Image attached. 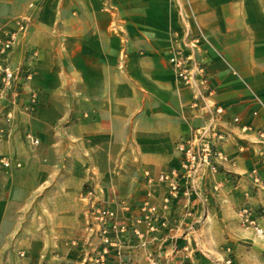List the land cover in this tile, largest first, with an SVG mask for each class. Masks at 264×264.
<instances>
[{"label": "crops", "instance_id": "1", "mask_svg": "<svg viewBox=\"0 0 264 264\" xmlns=\"http://www.w3.org/2000/svg\"><path fill=\"white\" fill-rule=\"evenodd\" d=\"M89 1L0 0V22L30 18L27 33L9 58L12 67L30 65L33 70L20 97L29 89L49 96V110L56 118L62 111L53 98L62 93L68 98L63 154L57 152L63 142L53 141L50 150L55 154L48 160L52 166L40 163L38 170L27 169L28 159H23L19 160L23 169L0 170V264H82L85 259V264H95L92 258L103 246L86 229L82 186L91 185L93 199L116 210L117 223L130 225L147 192L159 207L167 194L164 183L146 181V172L156 176L179 167L175 145L205 120L190 106L191 91L175 80L168 62V48L176 37L183 39L185 28H129L115 12L109 17L114 28L91 25ZM198 1L199 21L215 51L202 45L195 56L205 59L212 100L224 108L219 124L227 160L219 162L216 173L205 170L199 193L188 191L171 201L165 211L166 228L151 231L141 222L139 236L131 225L120 232L118 249L109 248L105 255L107 264H224L226 247L232 264L264 262V238L245 228L238 214L248 204L264 225V188H255L249 175L257 168L264 178L260 154L264 145L255 133L264 128V110L252 98L254 93L264 102V0ZM48 2L58 25L39 28ZM191 29L194 34L195 28ZM62 48L65 70L58 59ZM79 101L82 108L76 104ZM37 107L38 102L33 113H41ZM255 109L257 115L252 114ZM234 116L239 123L232 121ZM242 126L252 130L243 131ZM13 172L42 179L27 185L24 180L13 181ZM122 178L128 183L122 184ZM73 184L75 189L69 191ZM42 185L47 188L40 190ZM23 188L35 195L34 200L9 201L11 191ZM53 189L72 201L47 202L46 194ZM77 204L80 215L69 214ZM30 214H37L33 231L27 229Z\"/></svg>", "mask_w": 264, "mask_h": 264}, {"label": "built area", "instance_id": "2", "mask_svg": "<svg viewBox=\"0 0 264 264\" xmlns=\"http://www.w3.org/2000/svg\"><path fill=\"white\" fill-rule=\"evenodd\" d=\"M30 23L29 16H18L0 22V101L8 96L14 100L23 93L24 84L31 79L33 70L30 65L12 67L10 64V54L15 45H17L20 37L25 36ZM213 48L207 36L201 28H196V33H192L191 28H185L183 39L177 37L171 43L168 52V62L172 68L175 80L182 86L187 87L192 94L190 106L193 109L200 110L205 116L204 122L193 128L190 135L179 141L175 145L176 151L180 155V164L177 168H172L167 171H160L156 176H151L146 172V181L148 183L160 182L167 187V194L163 197L161 206L151 201L150 193L147 192L145 198L138 206L137 214L132 217L131 231L135 235H141V230L137 224L144 222L151 231H156L161 228H166L168 219L165 211L169 209L171 201L178 198L180 194L188 191L195 193L200 192V182L205 170L216 173L219 162L227 160L221 148V142L225 138L219 122L222 120L224 108L212 100L214 90L210 86V73L207 71L206 61L204 58H197L195 51H202L201 46ZM231 73L237 79L245 84L242 76L227 64ZM28 104L26 109L33 110L37 102V94L33 89H29ZM253 101L259 108L264 110V102L254 93H252ZM13 107L0 105V113L4 115V120L8 122L11 118ZM252 114L257 115V109L252 111ZM234 123H239L240 118L234 116ZM6 126L0 124V137L6 131ZM243 131L252 130L251 126H242ZM257 142L264 145V128L255 130ZM27 138L32 144L39 142L38 138L27 134ZM262 159H264V150H260ZM5 167L10 166V161L6 158L1 159ZM19 166V163H17ZM251 184L255 188H264V178H261L257 168H253L250 173ZM218 184L213 186L217 189ZM89 190L84 197L91 195ZM238 214L241 218V224L245 228H252L257 237L264 238V225H261L253 216V209L244 204L239 208ZM116 210L107 207L94 199L87 201L86 210V229L92 234H96L103 246L101 251L92 258L95 264H107L106 253L109 248L118 249L119 240L118 234L124 232L130 226L127 222L117 223ZM131 219V218H130ZM79 240H74V245L78 244ZM228 256L224 259V264H232V256L230 248H225ZM118 251V250H116ZM85 263L88 260L84 261ZM84 263V264H85ZM83 264V263H82ZM124 264V263H121ZM151 264H155L153 261ZM261 264H264L262 262Z\"/></svg>", "mask_w": 264, "mask_h": 264}, {"label": "rangeland", "instance_id": "3", "mask_svg": "<svg viewBox=\"0 0 264 264\" xmlns=\"http://www.w3.org/2000/svg\"><path fill=\"white\" fill-rule=\"evenodd\" d=\"M48 2L47 12L43 16L40 21L39 28H53L56 27L58 22L55 21L54 13L52 6ZM200 4L198 0H90L89 1V10H90V19L91 25H106L105 28H114L115 24H111L110 14L113 12L118 15L123 24H126L129 28H145V25H149L155 28H203L199 21V13H200ZM123 18V19H122ZM65 16L63 15V22L61 25L65 26ZM56 23V24H55ZM55 24V25H54ZM192 30V29H191ZM203 30V29H202ZM204 32V31H203ZM196 33V31H195ZM205 34V32H204ZM206 35V34H205ZM207 36V35H206ZM208 38V36H207ZM209 39V38H208ZM210 41V40H209ZM169 49V48H168ZM215 51V50H214ZM66 50L64 48L60 49L58 52L59 62L63 63L61 67L65 70L66 66V58H65ZM218 57L221 59L222 56L216 50ZM237 71V70H236ZM37 94V102L38 108L41 109V113H33L32 110L26 109L25 106L28 104V95L25 97L18 96L14 103L12 104V98L8 96L5 100L0 101V105H7V107H13L11 118L8 122L4 120V115L0 113V124L5 127V132L0 137L1 141H4L0 145V160L2 158H7L10 161V166L5 167L0 161V170L2 167L9 169H23L24 162L21 166L19 160H27L25 161V167L27 169H36L39 167L38 165L41 163L42 167L44 166H52L48 160H50L55 152L51 149V143L55 140H59L63 142L62 145L58 146V153H62L64 149V141H65V107L67 104V96L65 93L60 94L57 98H53L54 101L57 102L59 109L62 111L58 113L59 118L54 117V114L50 113L49 106L51 98L49 96H44L41 94ZM79 108L81 107V102H76ZM82 116V114H80ZM80 131V129H79ZM27 134L38 138L39 142L37 144H32L27 138ZM63 154V153H62ZM32 158H37L40 160L38 163L35 161H31ZM19 163V166L17 165ZM39 168L40 172L43 170ZM43 171L41 172V174ZM13 181L24 180L27 185H31L34 181H40L42 176H28V177H17L16 173L13 172L12 178ZM122 184L128 183V178H122ZM72 185V184H70ZM43 187L40 190H44L47 186L42 185ZM26 187V186H25ZM24 187V188H25ZM11 191L9 194V201L21 202V201H32L34 200L35 195L29 193L28 191ZM27 188V187H26ZM67 189L69 191L74 190L73 187L68 186ZM82 190L84 191L83 195H85L89 190L92 191L91 195L86 196V200H92L94 191L91 188V185L85 183L82 186ZM60 191H64L61 190ZM57 191L53 189V191L48 192L46 194L45 200L47 202H51L55 200V198L59 201L71 200L69 196L66 197L65 192L61 193L58 196L56 195ZM82 195V196H83ZM84 197V196H83ZM78 200V198L74 199ZM99 202L98 200H95ZM54 202V201H53ZM79 202V201H78ZM83 202V201H81ZM86 202V201H85ZM15 203H13L15 205ZM100 203V202H99ZM103 204V203H101ZM104 205V204H103ZM106 205V204H105ZM79 205H74V207L69 210V214H73L75 216L80 215L82 210L78 207ZM85 206V207H84ZM83 211L87 210V203L83 205ZM46 210L45 212H47ZM53 211H61L53 210ZM34 214L29 215V224H27V229L30 231L36 230L37 226L33 225V218H36L37 214L33 217ZM78 240V239H75ZM33 248V247H32ZM35 250V249H32ZM12 259V258H11ZM87 260V259H85ZM85 262H83L84 264Z\"/></svg>", "mask_w": 264, "mask_h": 264}]
</instances>
